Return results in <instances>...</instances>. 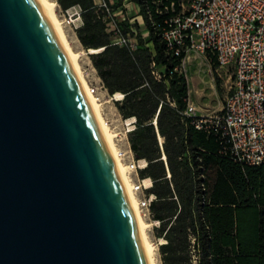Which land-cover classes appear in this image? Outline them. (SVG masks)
<instances>
[{"label":"water","instance_id":"1","mask_svg":"<svg viewBox=\"0 0 264 264\" xmlns=\"http://www.w3.org/2000/svg\"><path fill=\"white\" fill-rule=\"evenodd\" d=\"M0 264H146L98 118L39 0H0Z\"/></svg>","mask_w":264,"mask_h":264},{"label":"trees","instance_id":"2","mask_svg":"<svg viewBox=\"0 0 264 264\" xmlns=\"http://www.w3.org/2000/svg\"><path fill=\"white\" fill-rule=\"evenodd\" d=\"M57 2L63 11L82 7L84 24L76 30L78 39L87 50L103 49L91 55L99 77L110 94H127L124 102L117 104L122 117L135 116L143 125L131 134L130 142L137 159L151 162L141 176L155 180L151 192L157 199L151 210L153 219L162 221L159 236L168 228V243L160 247L164 264H192L193 250L198 264H264V164L243 166L221 157L214 133L197 130L180 114L190 96L187 79L180 71L186 53L172 55L162 33L174 15L171 4L175 3L179 11V0L136 1L150 39L144 41L138 32L140 47L134 52L110 45L112 35L104 19L105 9L96 0ZM120 25L125 34L134 33L127 20ZM152 60L165 66L164 81L152 76ZM146 81L150 87H142ZM167 93L177 107L164 104L158 124L165 138L175 193L164 179V163L157 160L160 150L156 133L148 124Z\"/></svg>","mask_w":264,"mask_h":264},{"label":"built area","instance_id":"3","mask_svg":"<svg viewBox=\"0 0 264 264\" xmlns=\"http://www.w3.org/2000/svg\"><path fill=\"white\" fill-rule=\"evenodd\" d=\"M100 1L99 6L107 11L106 20L112 35L110 45L136 51L140 47L138 32L128 34L123 32L120 20L110 7L116 0ZM178 5L179 11L176 10L175 3L171 4L174 15L162 28L168 50L176 57L182 53H186L187 57L190 51H196L213 59L220 69L231 72L229 94L219 113L212 116L200 115L189 98L185 110L180 111L181 116L190 120L197 130L214 133L220 145L218 154L221 157H228L243 166L264 164V0H179ZM63 12L64 21L69 26L77 30L84 24L83 9L80 5ZM186 57L180 66L181 72L185 68ZM150 67L154 79L158 82L164 81L165 66H158L152 60ZM89 83L91 92L99 99L101 93H106L108 101L117 105L123 103L126 98V93L110 94L102 81L94 83L89 80ZM142 87H150L149 82L146 81ZM164 104L177 107L176 102L167 93L166 99L160 100L157 112L148 124L154 127L156 133L160 150V157L157 160L164 163L166 170L164 179L169 181L174 191L172 173L165 151V138L158 124ZM120 116V125H114L109 120L107 122L115 131L119 157L131 170L134 191L138 195L140 207L145 217L152 221L153 229L158 230L162 226V221L153 219L151 210L152 203L157 199L151 192L155 180L141 176L142 171L146 170L151 162L145 158L137 159L130 142L131 134L143 125H139L135 116L129 118H123L121 114ZM192 170L196 171L193 166ZM147 181L150 183L147 184ZM174 198L178 201L176 195ZM167 230L157 238L156 245L159 248L168 243L165 237ZM192 241L194 243L195 238ZM192 264H198L196 250H193Z\"/></svg>","mask_w":264,"mask_h":264},{"label":"rangeland","instance_id":"4","mask_svg":"<svg viewBox=\"0 0 264 264\" xmlns=\"http://www.w3.org/2000/svg\"><path fill=\"white\" fill-rule=\"evenodd\" d=\"M136 1L137 0H117L114 3H111L110 7L111 11L115 12L119 19H124L123 15H125L126 20L129 22V25L133 29H136L137 25H142L136 29L140 33V31L144 32L145 29L143 27L145 26H143V22H139L142 20H139L137 18L140 16V11L138 13L137 8L131 5L134 2L136 3ZM129 13L132 15L128 16ZM57 14L59 19L63 23V27L68 34V38L72 43L74 50L84 52L80 62L83 72L85 71L84 75L86 79H89L94 83H99V75L95 71L92 61L93 58L88 53L87 49L78 40L75 27L69 26L64 21L65 15L59 5L57 7ZM106 15L107 11L105 10L104 19H106ZM148 34V30H146L144 35ZM146 39L148 40L147 36ZM146 39L144 41H147ZM183 73L188 82L190 101L197 107L198 113L203 116H212L219 113L222 110L226 98L229 94L231 85V72H227V70L225 69H220L216 62L207 55L198 53L196 51H190L187 54L186 65L183 69ZM101 102H105L102 106L104 119L106 121H112L114 125H120L121 111L119 107L117 105H114V103H110L108 101L106 93H102ZM145 219L149 223H152V221L148 217H145ZM159 235L160 231L153 229L152 226L149 230L150 240L157 248L158 264H164L160 248L156 245Z\"/></svg>","mask_w":264,"mask_h":264},{"label":"bare ground","instance_id":"5","mask_svg":"<svg viewBox=\"0 0 264 264\" xmlns=\"http://www.w3.org/2000/svg\"><path fill=\"white\" fill-rule=\"evenodd\" d=\"M39 1L41 5L43 6L51 24L53 25V27L55 28V30L61 37L63 45L72 60L75 71L78 77L80 78V81L85 89V92L98 118L101 131H102L105 143H106V147L114 161V164L116 166V169L122 181L125 197H126V200L129 206V210H130L138 237H139L145 263L146 264H158L157 248L151 242L150 236H149V230L152 227L153 223L151 222L149 223L145 219V215L139 204L138 195L134 191V183H133L132 175L130 172L131 170L128 164L123 162L122 159L119 157V154H118L119 148H118V145L115 139V136H116L115 132L111 129V126L103 117L102 106L104 105L105 102H101L102 93H101L100 99L96 95H94L91 92V86L89 85V82L84 75L85 71L83 72V69L81 67V62H80L84 52L74 50L72 43L70 42L68 38V34L66 33L63 27V23L58 17L57 1L56 0H39ZM102 51L103 49H90L88 53L97 54ZM185 65H186V59H185ZM149 183L150 182L147 181V184Z\"/></svg>","mask_w":264,"mask_h":264},{"label":"crops","instance_id":"6","mask_svg":"<svg viewBox=\"0 0 264 264\" xmlns=\"http://www.w3.org/2000/svg\"><path fill=\"white\" fill-rule=\"evenodd\" d=\"M98 3H100L101 1L100 0H96ZM117 1V0H116ZM115 2V1H114ZM113 2V3H114ZM58 3V2H57ZM131 5H133L135 8H137V12L139 13V11H140V7L138 6V4L137 3H133V4H131ZM132 14H128V16H131ZM118 17V16H117ZM123 17H124V19H119V17H118V19L120 20V21H124V20H126V16L125 15H123ZM139 20H142V21H139L140 23L141 22H143V17L142 16H139V17H137ZM143 24H144V22H143ZM142 26V25H141ZM144 26V25H143ZM144 28V27H143ZM134 31H137L138 32V30H136V29H134ZM145 31H146V29L144 30V32H142V31H140V32H142V34H143V36L145 37V39H146V36L148 37V40L150 39V36H149V34L148 35H144L145 34ZM77 38H78V36H77ZM79 40V39H78ZM147 40V39H146ZM147 40V41H148ZM80 41V40H79ZM81 43V42H80ZM82 44V43H81ZM88 51V50H87ZM95 68V67H94ZM95 71L97 72V70H96V68H95ZM98 73V72H97ZM99 80L100 81H102V79L99 77ZM103 82V81H102ZM157 230V229H156Z\"/></svg>","mask_w":264,"mask_h":264}]
</instances>
